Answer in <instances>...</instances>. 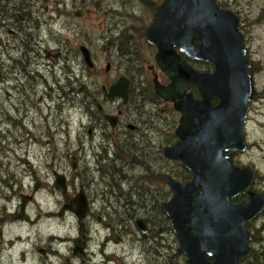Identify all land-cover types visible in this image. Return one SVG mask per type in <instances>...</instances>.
<instances>
[{
  "label": "rangeland",
  "instance_id": "374dc122",
  "mask_svg": "<svg viewBox=\"0 0 264 264\" xmlns=\"http://www.w3.org/2000/svg\"><path fill=\"white\" fill-rule=\"evenodd\" d=\"M223 7L233 11L240 20V31L244 35L245 47L251 64L255 93L246 123L248 148L244 153H234L233 162L238 167L250 166L255 171L252 188L264 195V0H219ZM161 0H0V35L11 42V56H3L6 66V78L0 81V264H82L72 253L73 240L81 238L87 241V264H156L151 251L141 254L138 245L120 244L118 232L107 230L102 224L94 222L81 236L76 220L69 215L58 216L62 204V195L55 186L53 173L67 177L69 196L78 193L84 181L77 178L72 182L71 170L61 152H67V126L79 127L78 115L64 107L61 111L51 108L56 98L44 97V105L29 111L25 123L31 130V136L23 140V82L32 81L38 97L43 92L60 93L66 89L72 79L76 84L85 86L86 91L99 93L101 85H108L118 77H130L132 63L130 56H123L132 45L140 50L143 66L135 77L140 89L152 88V75L147 70L154 65V49L148 48L140 34L151 23L153 11ZM18 9V10H16ZM16 10V11H15ZM23 10V60L24 52L28 58L38 59V66L28 64L23 68L36 71L31 79L24 80L17 73L19 69L20 40L12 37L6 29L20 21L8 17ZM81 10L83 16L76 17ZM7 15L8 17H6ZM27 16V17H26ZM27 19H26V18ZM5 24L4 28L1 25ZM27 28V29H26ZM128 38V39H127ZM131 42V44H130ZM84 45L91 53L95 64L89 70L81 57L79 47ZM146 61V62H145ZM109 64V71L105 72ZM199 71L211 72L204 65L196 64ZM136 69V68H135ZM158 74L159 71L156 70ZM37 74L39 76H37ZM5 76V75H4ZM58 81V85L55 82ZM35 98V97H34ZM217 101L213 99L212 104ZM170 105L158 104L152 107L155 132L170 134L169 127L179 115L170 113ZM173 110V109H172ZM25 115V114H24ZM32 119L43 125L42 130L60 131L54 139L40 138ZM46 119V123H44ZM85 124L86 121L82 119ZM56 124V125H53ZM50 130V134L52 133ZM72 137H74V134ZM36 136V137H35ZM155 136V134H153ZM150 137L153 141L157 136ZM176 139L174 140V142ZM173 142V143H174ZM160 151L162 149L159 148ZM89 170L80 171L78 177H92L99 180L100 174L96 158L89 157ZM167 170L177 172V163L167 162ZM255 240L251 247L253 253L264 264V211L258 221L252 225ZM249 229V228H248ZM250 230V229H249ZM67 237L63 243H54L57 237ZM107 237V238H106ZM111 238V240H107ZM171 235V254L175 253L177 243ZM40 252H43L42 254ZM171 264H183L174 261Z\"/></svg>",
  "mask_w": 264,
  "mask_h": 264
},
{
  "label": "water",
  "instance_id": "95a60500",
  "mask_svg": "<svg viewBox=\"0 0 264 264\" xmlns=\"http://www.w3.org/2000/svg\"><path fill=\"white\" fill-rule=\"evenodd\" d=\"M75 15L81 18L83 13L79 10ZM239 27V18L216 0H161L144 30V40L156 50L154 66L169 81L161 84L154 73V93L179 113L176 141L161 156L191 174L185 183L164 176L172 198L163 207L179 246L173 257L182 254L186 264H246L243 261L250 253L253 235L245 224L264 211V195L251 189L255 171L250 166H236L232 158L248 148L246 121L255 91ZM79 51L86 67L93 70L89 49L81 45ZM186 59L213 70L199 71ZM191 85L197 98L189 92ZM127 89L128 80L119 78L109 86L106 97L126 101ZM213 99L217 101L214 106ZM93 103L111 123L112 117L103 113L98 100ZM54 178L64 195L65 175L55 172ZM242 195L248 200L235 202ZM65 210L78 220L85 217L87 201L82 189L59 215ZM3 222L0 218V225ZM74 255L85 261L81 248L76 247Z\"/></svg>",
  "mask_w": 264,
  "mask_h": 264
},
{
  "label": "flooded vegetation",
  "instance_id": "af4514ba",
  "mask_svg": "<svg viewBox=\"0 0 264 264\" xmlns=\"http://www.w3.org/2000/svg\"><path fill=\"white\" fill-rule=\"evenodd\" d=\"M19 1L22 2V0ZM216 1L221 8L228 10L227 8L230 5L226 6V8L220 4L219 0ZM5 16L8 17L7 15ZM8 18L11 20L15 18L20 21L13 24L12 28L6 29V31L15 38V41L16 39L20 40L19 50L21 53L19 55V69L15 73L24 80L27 78L31 79V76L35 75L36 71L28 70L27 73L23 71V68L26 64L30 66H38L39 62L36 58H28L30 53L26 52H24L23 60V10L20 14L15 12L14 15ZM5 26V24H2L1 28H4ZM2 31L4 30L0 29V32ZM11 48V42H9V40L6 41L0 35V81L8 78L6 75V66L2 59L4 55L12 57ZM148 48L154 49L156 52L154 47L148 45ZM182 59H185V57L182 56ZM188 62L195 68L197 63L192 61ZM131 68L132 69L129 72L132 73V76H120L108 85H101L99 93L86 91V87L81 85H78V88L76 89V87H74L76 84L74 78L72 79L74 83L70 82L66 85V89L61 88L60 93L57 94L55 91H52L51 93L43 92V94L38 97L37 90L32 85V81L26 80V82H23V140L32 134L27 123H25L29 111L40 105H44V97L49 99L51 95L56 98V103L52 105L53 107L48 108L49 112L51 111V108L54 111H61L65 107L66 109L71 110L74 116L78 115V120L80 119L81 121L77 128L76 125L74 126V123L72 124V128H68V124L65 123L67 131L64 132L68 135V148L67 152H61L60 156L65 157L68 162L73 177L71 183H74L77 178L84 181L85 185L80 184L78 192L82 189L87 201V212L82 220H78L73 213L67 210H65L61 216L65 214L74 217L82 237L88 232V230L86 231V229H83L86 224L88 225V222H91V224H89L90 230L93 228L94 222H98L107 230L118 232L121 236V239L118 241L120 244L128 243L131 247L138 245L141 254H146L148 250L151 251L150 253H152L156 264H171V259L174 261L179 260L182 261L183 264H186V257L182 254L175 258L173 257L179 246L178 241L173 234L171 218L167 216L163 207V204L168 203L172 198V192L164 181V176L169 175L173 179L179 181L177 177H179V173L183 167L177 163L179 165V171L170 173L167 170L166 164L168 161L162 158L161 153L165 147L171 146L173 143H171L169 134L164 135L159 130L155 132L156 124L153 122L151 113L152 107H155L158 104L170 105V108L172 109L173 106L171 103L164 102L155 95L153 83L151 90L158 98L157 101L146 99L145 94L150 92V89L148 88L143 87V89L136 92V86L138 85L135 77L138 76L139 73L138 69H135L136 67L134 66V63L131 65ZM147 70L152 75L153 79V74L157 73L156 70L158 69L154 65H149ZM108 71L109 69H105V72ZM37 76L39 75L37 74ZM157 76L158 81L161 84L167 85L169 83L168 79L163 74L157 73ZM119 78H125L128 80L126 101L121 97H116L114 99H108L106 97L109 86L115 83ZM55 83L58 85V81ZM102 87H104L105 90H103ZM189 92L194 98L198 97L197 90L194 86H190ZM94 99L98 100L103 113L112 117L111 123L106 122L99 114L96 105L93 103ZM215 104L216 103H211L212 106ZM173 111L179 115L174 109ZM82 119L86 121L85 124L82 122ZM28 123L33 125V129H35L36 134L40 138L51 137L54 139V137L62 131V127H60L58 131L51 130V123H48L49 129L45 130V132L42 130L43 125L41 123L35 122L32 119H30ZM44 123H46V119H44ZM50 130L52 132L51 134ZM71 133L74 134V137H72ZM151 133L152 136L153 134L157 136L155 141L151 139ZM161 147L162 149L160 151L159 148ZM67 156H69V159H72L74 162V171L71 168V163L67 159ZM94 156L97 159L96 163L98 166H96L95 169L100 174L99 180L92 177L87 181L86 178L78 177L82 169L85 168V171L89 170L88 158L90 157V160H93ZM190 179L191 174L190 178L186 181H189ZM186 181L179 182L185 183ZM55 186L58 189L56 183ZM251 189L253 190V188ZM69 193L68 186L67 192L64 195L60 193L62 195L60 212L62 211L63 206L69 204L78 194L76 193L69 196ZM238 198L239 201L248 200L246 195H242ZM59 214L58 216L60 217ZM260 215L245 224L247 230L250 229L249 232L253 235V238L249 243L250 247L255 240L254 228L252 229V225L258 221ZM172 234L175 237L174 244L177 243L173 255L171 254ZM107 240H111V238ZM73 243L74 245L71 249L72 253L74 254V249L76 247L81 248L85 256V261L81 263L87 264V261L90 259V255L86 251L88 245L87 241L78 238L74 239ZM253 255V248L251 247L250 253L243 263L262 264L260 262H253Z\"/></svg>",
  "mask_w": 264,
  "mask_h": 264
},
{
  "label": "trees",
  "instance_id": "16d2710c",
  "mask_svg": "<svg viewBox=\"0 0 264 264\" xmlns=\"http://www.w3.org/2000/svg\"><path fill=\"white\" fill-rule=\"evenodd\" d=\"M0 7H1V9H3V7L0 5ZM16 10H18V9H16ZM15 10V11H16ZM140 37H141V39H143L144 38V35H143V32L140 34ZM128 39V38H127ZM130 44H131V42H130ZM132 45L133 44H131L130 45V48L128 49V51L127 52H125V53H122L123 54V56H130V58L131 59H129L128 60V62L129 63H134V66L136 67V69H138V70H140L141 69V67L143 66V63H144V61L143 60H141V58L139 57L140 56V50L139 49H137V48H132ZM187 60V59H186ZM187 61H189V60H187ZM198 64V63H197ZM202 65V64H201ZM207 69H212V66H210V65H204ZM152 88H151V86H150V92L149 93H147V94H145V96H146V99L147 100H151V101H157L158 100V98L153 94V92H152V90H151ZM171 112H173V110L172 109H170V113ZM175 124H176V121H173V123H171V126H168L169 127V131H170V138H171V143H173L174 142V140L176 139L175 138V136H174V131H173V128L175 127ZM164 135H168L167 134V132H164L163 133ZM190 178V174H189V172L188 171H186L185 169H181V171H180V173H179V177H177V179L179 180V181H186L187 179H189ZM235 201H239V198H237ZM252 261L253 262H260L261 261V259L258 257V255L256 254L255 255V253H254V255H253V258H252Z\"/></svg>",
  "mask_w": 264,
  "mask_h": 264
},
{
  "label": "bare ground",
  "instance_id": "6f19581e",
  "mask_svg": "<svg viewBox=\"0 0 264 264\" xmlns=\"http://www.w3.org/2000/svg\"><path fill=\"white\" fill-rule=\"evenodd\" d=\"M63 237H64V234H63ZM67 241V238L66 237H64V238H55L54 239V243H63V242H66Z\"/></svg>",
  "mask_w": 264,
  "mask_h": 264
}]
</instances>
